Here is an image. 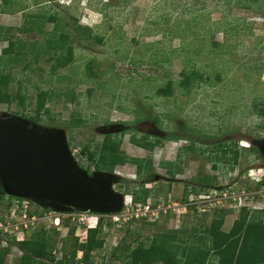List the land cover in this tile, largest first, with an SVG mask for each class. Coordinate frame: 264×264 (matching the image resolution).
Here are the masks:
<instances>
[{"label": "rangeland", "instance_id": "rangeland-1", "mask_svg": "<svg viewBox=\"0 0 264 264\" xmlns=\"http://www.w3.org/2000/svg\"><path fill=\"white\" fill-rule=\"evenodd\" d=\"M0 5L9 13L0 11V26L12 27L7 34L17 42L13 54H2L8 41H0V68L11 75L8 91L13 96L11 102H0V114L35 121L39 88H53L57 95L47 103L49 113L42 112L39 123L62 130L80 166L91 165V171L96 167L86 153L99 151L109 134L120 139V150L127 156L151 158L154 177L147 184L158 188L151 202L160 206L158 217L151 220L122 223L89 212L86 222L64 218L57 226L53 215L27 229L28 219L16 214L11 220L14 200L6 195L0 198V216L19 228L12 237L8 233L1 239V247L12 239H28L45 226L60 257L61 248L71 245L72 228L74 236L85 241L88 229L96 227L91 225L98 220V226L103 219L105 244L94 250L93 258L98 264H122L123 259L111 257L119 242L134 247L141 240L149 244L153 237L169 233H176L179 241L197 240L209 234L219 209L227 210L221 228L226 232L244 206L249 207L251 219L259 218L257 211L264 210V158L251 146L254 139H264V0H0ZM56 13L57 22L28 16ZM35 21L33 31L22 29ZM66 30L71 33L69 44L75 57L53 73L54 63L48 57L55 50L47 41L51 32L55 38ZM36 43L41 52L38 58ZM183 69H196L204 79L183 89L178 86ZM171 78L173 93L160 94L159 88ZM18 80L23 82L22 99ZM137 109L145 114L140 121ZM156 115L161 127L153 121ZM77 118L83 121L78 123ZM132 131L164 140L149 153L131 141ZM192 139L197 150L180 153L181 145H191ZM228 141H236L240 151L234 169L231 163L211 159V151H203ZM168 161L182 171L170 175L162 166ZM113 173L115 189L128 201L145 181L128 160L119 162ZM205 175L216 181L204 191H193L199 185L194 177ZM187 186L190 191L185 193ZM202 195H209L208 200L199 202L198 210L190 208ZM34 208L42 209L31 203ZM41 211L43 216L49 209ZM21 254L13 242L7 263L14 264ZM81 256L79 252L78 259ZM207 264H218V257L212 256Z\"/></svg>", "mask_w": 264, "mask_h": 264}, {"label": "trees", "instance_id": "trees-1", "mask_svg": "<svg viewBox=\"0 0 264 264\" xmlns=\"http://www.w3.org/2000/svg\"><path fill=\"white\" fill-rule=\"evenodd\" d=\"M244 6L249 7L251 5L244 4ZM0 7H2V5H0ZM4 10L5 9L0 8L1 12L8 13ZM57 14L58 13L51 14L49 16H28H33L37 19L46 18V20L57 22L59 20ZM35 23L36 21L34 23H30L26 27H21L24 31H33L35 29ZM11 28L12 27L9 26H0V32H6L4 35H0V41H8V45L2 50V54H13L15 52L17 42L7 34V31ZM54 34L55 32L50 33L47 43L48 46H50V49L55 50L54 55L49 56L48 58L54 63L52 72L56 73L60 67L67 66L72 63L75 53L73 45L69 44V40L71 38L69 30L62 31V33L55 38L53 37ZM84 34L87 35L86 32ZM37 44L38 43H36V49L34 50L35 58H38L41 54L38 47H36L39 46ZM19 53H21V51H19ZM89 70V73L91 74V62L89 63ZM181 74L182 79L179 81L178 86L186 90H189L191 87L198 84V80L201 81L204 79L203 74L196 69H192L190 71L188 69H183ZM10 79L11 75L3 73L0 68V102H11L13 100V96L8 91ZM22 83L23 82L21 80H18V96L21 99L23 98L21 95ZM174 84V80L171 78L165 85L159 88V93L163 95L172 94ZM56 95V90L53 88H39L37 97V117H33L36 122L39 123V116L42 112L49 113L47 103L52 101ZM135 113H137V121L145 118V114H143L140 110L137 109ZM160 120L159 115H156L153 118L155 124L161 127ZM75 121L79 123L82 122L83 119L77 118ZM152 137V135L144 133H141L139 136L136 132L134 133V131H132L131 141L151 152L156 145L162 144L164 140L159 136H154V139H152ZM167 138L179 139L180 136L168 135ZM195 143L196 141L192 139V144L185 151H196L197 149L195 148ZM206 150L211 151V159L214 158V161L217 160L231 163L232 169H234L240 155L236 141L220 142L219 144H215V147L208 145L206 149H203V151ZM251 151L256 155H260L259 150L253 144L251 146ZM86 155L88 156L90 163H93L97 170L115 172L116 165L119 162H125L127 160L135 164L137 167V175L140 178L145 177L143 184L139 188L133 190V198L136 202H146L147 199L151 198V196L158 195L159 191L156 186L146 187V184L151 182L149 180L154 177L152 159L127 156L125 152L120 150V139L113 138L112 134L107 135L101 144L99 151H90L86 153ZM162 166H165L172 176H175L177 173L182 171L180 166L177 167V165L171 161L162 163ZM91 168L92 166L89 165L88 170H91ZM193 180L199 184L196 188H193V191L201 192L206 190L207 186L213 184V182L216 181V177L205 175L194 177ZM126 184L129 188L131 187L128 183ZM190 186L185 188V193L190 191ZM120 187H122V185H120ZM6 195L7 194L0 189V198ZM10 197L13 198L12 196ZM31 202L34 203L33 201ZM190 208L198 210L197 207L190 206ZM41 210L47 211V209L43 207ZM41 210L36 209L35 213L39 214L42 212ZM241 211L240 218L235 220L229 232L221 229L227 210L219 209L215 212V218L209 228V234L200 237L191 235V238L195 237L194 239L197 240L179 241L177 240L176 233H169L153 237L149 244L141 240L134 247H132V244L129 242H119L114 248L111 257L114 261L123 259L124 262L122 264H207L208 261L211 260L212 256L214 259L215 257H218V264H264V210L257 211V213H259L258 219H251L249 217L250 209L247 206H244ZM0 220H3V217L0 216ZM65 221L70 222V219H65ZM109 223L111 222L109 221ZM54 232H57L56 229H54ZM70 232L72 233L73 240L69 249H62L63 247L61 248L60 251L62 255L60 257L57 255L58 249L56 248V245H54L53 237L50 234V231L47 230L45 226H42L39 231L28 239L21 241L12 239L5 247H1V245L0 264H8L6 258L12 250L13 242H16V245L22 251V254L18 259H16L14 264H98L93 258V252L95 249L102 248L105 244L103 219L100 221L98 226L88 229V236L85 241H80L79 237L74 236L75 230L73 228ZM1 239L2 238L0 237V244L2 242ZM206 242L208 244H205ZM79 252H82V256L78 259Z\"/></svg>", "mask_w": 264, "mask_h": 264}, {"label": "water", "instance_id": "water-1", "mask_svg": "<svg viewBox=\"0 0 264 264\" xmlns=\"http://www.w3.org/2000/svg\"><path fill=\"white\" fill-rule=\"evenodd\" d=\"M115 182L113 172L80 166L62 130L0 114V189L7 195L60 213L110 214L124 206Z\"/></svg>", "mask_w": 264, "mask_h": 264}, {"label": "built area", "instance_id": "built-area-1", "mask_svg": "<svg viewBox=\"0 0 264 264\" xmlns=\"http://www.w3.org/2000/svg\"><path fill=\"white\" fill-rule=\"evenodd\" d=\"M264 177L262 178L263 181ZM151 186V185H150ZM149 184H146V187H150ZM207 196L209 195H203L200 197L201 199H195L196 203H194L192 206L193 207H199L198 204L199 202H203L208 200ZM129 197H125V202H124V207L123 209L120 211L121 214H115V213H110V214H105V215H109L110 219L113 221H119V222H126L129 220H134V219H140V220H151V218L153 216H157L159 215V210H160V206L158 205L156 206V203H152L151 202V198L147 199L146 202H136L134 200L133 197L130 198V200L128 201ZM13 206L12 209L13 211H11L12 215H11V220L16 217V214L18 217H22L24 219H28L29 220V225L26 223L25 224V228L30 229L32 226L35 225V221H39L40 219H48V218H53V222L55 225L60 226L61 222L64 220V218H69L70 220H75L77 217L78 219L81 220V222H86L85 219H88L87 217V213L88 212H84V211H78L75 210L73 212H66V213H60V212H55L52 210H49V212H45V214L43 216H40V213H35L36 209H31V200L29 199H23V198H17V197H13ZM16 202V203H15ZM187 205V204H186ZM185 206V205H184ZM190 207V205H189ZM118 213V212H117ZM56 214V215H55ZM43 217V218H41ZM63 217V218H62ZM89 220V219H88ZM98 220H96V224L95 225H91V226H97ZM18 225H14L13 223H11L9 220H0V237L2 239H4L5 237L8 236V233L12 235L15 234V230H17ZM24 240V239H23ZM7 242V241H6ZM3 243H5L3 241Z\"/></svg>", "mask_w": 264, "mask_h": 264}, {"label": "flooded vegetation", "instance_id": "flooded-vegetation-1", "mask_svg": "<svg viewBox=\"0 0 264 264\" xmlns=\"http://www.w3.org/2000/svg\"><path fill=\"white\" fill-rule=\"evenodd\" d=\"M160 137V136H159ZM181 138V137H180ZM179 138V139H180ZM263 139H260V140H257V139H254L253 140V145L255 147H257V149L259 150V153H260V156L264 158V142H262ZM190 145L186 146V145H181V147L178 149L179 152L181 153L183 150H187V148L189 147ZM149 152V150H147ZM177 153V156L179 157L180 153ZM150 153V152H149ZM97 169L95 170H89L90 172H93V171H96Z\"/></svg>", "mask_w": 264, "mask_h": 264}, {"label": "clouds", "instance_id": "clouds-1", "mask_svg": "<svg viewBox=\"0 0 264 264\" xmlns=\"http://www.w3.org/2000/svg\"><path fill=\"white\" fill-rule=\"evenodd\" d=\"M125 197H126V196L124 195V202H125ZM123 207H124V206H123Z\"/></svg>", "mask_w": 264, "mask_h": 264}, {"label": "crops", "instance_id": "crops-1", "mask_svg": "<svg viewBox=\"0 0 264 264\" xmlns=\"http://www.w3.org/2000/svg\"><path fill=\"white\" fill-rule=\"evenodd\" d=\"M9 15V14H8ZM2 24V23H1ZM9 24H7L6 26H8ZM4 49V48H3Z\"/></svg>", "mask_w": 264, "mask_h": 264}]
</instances>
